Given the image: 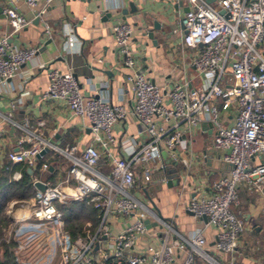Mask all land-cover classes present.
I'll return each mask as SVG.
<instances>
[{
  "label": "built area",
  "instance_id": "obj_1",
  "mask_svg": "<svg viewBox=\"0 0 264 264\" xmlns=\"http://www.w3.org/2000/svg\"><path fill=\"white\" fill-rule=\"evenodd\" d=\"M51 1L24 0L34 8L33 16L46 34L50 31L44 14ZM183 1L187 9L179 17L182 44L197 48L191 63L203 79L196 87L175 82L163 89L143 73L130 72L125 77L131 90L127 107L111 102L102 92L83 93L69 70L47 68L42 96L63 100L88 128L89 142L80 150L74 145L59 148L36 129L18 125L22 133L15 140L17 148L2 153L11 163L34 168L40 160L39 174L51 171L52 164L45 156L50 148L69 161L57 180L38 175L31 178L32 185L41 181L44 189H35L25 214L15 218L0 239L3 243L14 241L19 264H51L57 248L56 264H237L235 255L245 224L232 209L238 188L258 193L264 188V0ZM3 13L11 30L0 35V81L18 72L27 78L29 70L21 66L34 58L37 49L12 45L8 37L28 19L11 6ZM131 29L123 19L110 25L121 62L127 67L134 64ZM62 33V49L78 52L81 41L66 21ZM231 107L234 114L226 123ZM129 111L146 140L128 147L120 144L121 152L113 127ZM203 120L210 123L211 145L226 168L211 181L207 192H195L187 199L185 209L194 221L183 235L171 219L135 194L134 187L165 186L161 152L175 162L177 151L185 148ZM45 147L48 149L40 153ZM101 160L107 164V172L98 167ZM158 170L162 172L155 177ZM19 176L18 170L11 174L13 179ZM67 198L84 199L96 209L92 233L72 237L64 229L58 203ZM118 216L130 221L112 235L110 219ZM144 220L149 222L148 228ZM208 226L214 230L209 247L203 235ZM142 235L146 237L143 245L138 241ZM262 261L264 264V257Z\"/></svg>",
  "mask_w": 264,
  "mask_h": 264
},
{
  "label": "crops",
  "instance_id": "obj_2",
  "mask_svg": "<svg viewBox=\"0 0 264 264\" xmlns=\"http://www.w3.org/2000/svg\"><path fill=\"white\" fill-rule=\"evenodd\" d=\"M10 6L28 19V22L9 35V43L15 46H35L37 51L33 59L21 66V69L28 68L27 78H23L18 72L14 77L0 81L2 159H6L2 156L4 151L17 148L15 140L22 133L18 125L26 124L28 129H36L59 148L74 145L80 150L88 144L86 127L78 116L70 112L66 103L61 99L42 96L48 67L69 70L77 79L83 93L102 92L111 102L123 103L127 107L131 103V90L125 79L127 73L141 72L163 89L175 82L196 87L203 81L191 63L197 48L182 44L179 17L187 9L183 0H52L44 14L49 25V34L43 32L41 22L33 16L34 8L28 6L24 0H0V35L11 30L6 16H2L3 10ZM119 19L131 24L132 67L122 64L110 32V25ZM154 20L160 24L159 29L153 28ZM65 21L73 27L81 41L78 52H67L61 47ZM148 29H152V38L145 34ZM233 114L234 108L231 107L226 112V123L230 122ZM209 124L206 120L201 121L187 140L185 148L177 151L175 162L164 169L166 175V171H170L173 185H149L147 190L138 189V185L134 187L135 194L148 202L161 216L171 219L175 229L183 235L192 229L194 221L185 209L187 199L195 192H207L211 181L226 168L217 158L218 150L211 145ZM113 131L119 141V150L121 145L128 147L129 144H140L146 140V135L140 130L130 111L124 119L115 123ZM203 153L206 154L205 157H202ZM58 155L51 148L45 155L52 164L54 174L50 178L53 180L64 174L69 163L67 158L61 155L63 158L59 159ZM98 167L104 172L108 170L107 164L102 160ZM161 172L156 171L155 177ZM136 179L137 183L141 182L139 169ZM33 187L36 189L34 185ZM244 191L248 192L239 186L238 194L242 195ZM252 193L256 196L253 202L255 209L259 207L264 212V188L260 193ZM148 195H152V201L148 199ZM30 198L8 201L5 215L12 221L21 217L28 208ZM254 213L255 210L249 206L244 215L245 219ZM129 221L128 218L120 216L111 218V234H116ZM203 235L209 247L214 230L208 226ZM241 237L240 235L238 252L235 255L237 264H263L259 256L248 257V254L241 252ZM138 241L143 245L146 237L139 236ZM16 257L15 253V259Z\"/></svg>",
  "mask_w": 264,
  "mask_h": 264
},
{
  "label": "trees",
  "instance_id": "obj_3",
  "mask_svg": "<svg viewBox=\"0 0 264 264\" xmlns=\"http://www.w3.org/2000/svg\"><path fill=\"white\" fill-rule=\"evenodd\" d=\"M40 160L37 161L34 168H30L23 163H11L7 159H2L0 162V239L4 235L13 221L9 219L4 211L8 201L12 199H28L35 195V189L31 183V178L38 175L41 178L52 177L54 171H44L39 174L37 167ZM31 171H29V169ZM18 170L20 176L18 179H13L11 174L13 171ZM69 208L64 209L61 205L59 209L62 212V218L64 221V229L70 236L75 237L81 230L82 221L85 217H92L97 219L96 209L87 201L73 200L70 202ZM88 208V215H83L85 209ZM235 212V211H234ZM237 214V213H236ZM94 221V220H93ZM15 243L10 240L8 243L0 242L1 257L0 264H19L15 259Z\"/></svg>",
  "mask_w": 264,
  "mask_h": 264
},
{
  "label": "rangeland",
  "instance_id": "obj_4",
  "mask_svg": "<svg viewBox=\"0 0 264 264\" xmlns=\"http://www.w3.org/2000/svg\"><path fill=\"white\" fill-rule=\"evenodd\" d=\"M3 156V155H2ZM161 157L164 160V163H168L170 161L169 156L165 151L161 152ZM59 159H62L63 157L59 154ZM2 160V158H0ZM254 194L252 192H243L242 195L237 196V202L233 205V210L237 215L243 217L244 219V230L241 234L242 239V247L241 252L248 254L250 256H259L260 260L264 257V212L260 210L259 207L255 209L253 202L255 201ZM148 199L152 201V195H148ZM80 200V199H79ZM170 201H173V199H169ZM73 201L71 198L65 199L61 204L58 203V207L61 205L64 209L69 208L70 202ZM249 206L255 210L254 215L249 216L245 219V213L249 210ZM264 206V205H263ZM85 211L83 215H88V208L83 206ZM264 208V207H263ZM258 210V211H257ZM84 218V221H82L81 224V230L78 233V235H81V233L88 231V233H92L96 229L97 219H93L92 217ZM11 219V218H10ZM12 220V219H11ZM94 220V221H93ZM58 248L56 249V256L51 264H56L58 260ZM0 256H1V249H0Z\"/></svg>",
  "mask_w": 264,
  "mask_h": 264
},
{
  "label": "water",
  "instance_id": "obj_5",
  "mask_svg": "<svg viewBox=\"0 0 264 264\" xmlns=\"http://www.w3.org/2000/svg\"><path fill=\"white\" fill-rule=\"evenodd\" d=\"M205 1H207V2H211L212 0H205ZM0 11H1V8H0ZM122 12L123 13H125V10H122ZM2 16H4V14H2ZM36 20H37V18H36ZM153 28H155V29H159L160 28V24L156 21V20H154L153 21ZM145 34L147 35V37L148 38H152V29H148V30H146L145 31ZM152 41H153V39H152ZM210 125V124H209ZM10 129H13V127L12 126H10ZM86 131L88 132V128H86ZM48 148L47 147H45V149H43V150H41V152L40 153H43L45 150H47ZM172 165V162H168V163H165L164 164V168L165 169H167V168H169L170 166L169 165ZM221 164H224L223 162H221ZM225 165V164H224ZM51 167L52 166H49V169H51ZM29 169V171H31V169L30 168H28ZM172 169H174V168H172ZM167 172V181H166V184H167V186H171V185H173V179H172V177L170 176V174H169V172L170 171H166ZM173 175H176V174H173ZM172 175V176H173ZM175 177V176H174ZM33 185L35 186V188L36 189H38L39 191H42L43 189H44V184L41 182V181H35L34 183H33ZM187 211V210H186ZM188 212V211H187ZM189 213V212H188ZM190 214V213H189ZM202 218H203V220H205V217L204 216H202ZM144 223H145V226H147V228H148V226L150 225L149 224V222L147 221V220H144ZM97 247V244H95L94 245V249Z\"/></svg>",
  "mask_w": 264,
  "mask_h": 264
}]
</instances>
